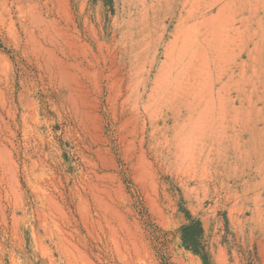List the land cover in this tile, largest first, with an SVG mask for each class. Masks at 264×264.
<instances>
[{"label": "rangeland", "instance_id": "obj_1", "mask_svg": "<svg viewBox=\"0 0 264 264\" xmlns=\"http://www.w3.org/2000/svg\"><path fill=\"white\" fill-rule=\"evenodd\" d=\"M70 263L264 264V0H0V264Z\"/></svg>", "mask_w": 264, "mask_h": 264}, {"label": "trees", "instance_id": "obj_2", "mask_svg": "<svg viewBox=\"0 0 264 264\" xmlns=\"http://www.w3.org/2000/svg\"><path fill=\"white\" fill-rule=\"evenodd\" d=\"M203 232H204V228H203L202 222L199 219H191L190 222L184 224L181 227V237H182L183 244L187 248L200 253L203 260L206 261L207 253L204 250V247L201 245L202 244L201 238H202ZM198 246L202 247L201 248L202 251H200V248Z\"/></svg>", "mask_w": 264, "mask_h": 264}, {"label": "bare ground", "instance_id": "obj_3", "mask_svg": "<svg viewBox=\"0 0 264 264\" xmlns=\"http://www.w3.org/2000/svg\"><path fill=\"white\" fill-rule=\"evenodd\" d=\"M177 38H178V37H177ZM190 40H191V39H190ZM180 47H181V46H180ZM183 50H184V49H183ZM181 54H182V53H181ZM192 93H193V92H192ZM190 107H191V106H190ZM190 110H191V109H190ZM195 110H196V109H195ZM195 110H194V111H195ZM116 214H117V213H116ZM14 223H15V222H14ZM58 223H59V222H58ZM41 224H42V222H41ZM41 229H42V228H41ZM48 229H49V228H48ZM60 231H61V230H60ZM40 235H41V234H40ZM72 237H73V236H72ZM114 238H115V237H114ZM115 242H116V241H115ZM115 242H114V243H115ZM38 246H39V245H38ZM116 248H117V247H116ZM61 254H62V253H61ZM70 264H71V263H70Z\"/></svg>", "mask_w": 264, "mask_h": 264}]
</instances>
